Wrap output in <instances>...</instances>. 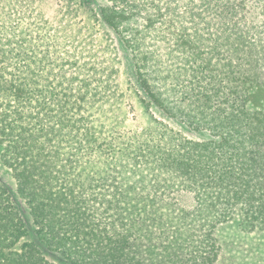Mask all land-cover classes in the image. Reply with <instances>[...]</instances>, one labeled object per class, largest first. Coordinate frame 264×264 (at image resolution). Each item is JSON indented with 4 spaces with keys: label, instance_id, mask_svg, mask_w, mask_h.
<instances>
[{
    "label": "trees",
    "instance_id": "1",
    "mask_svg": "<svg viewBox=\"0 0 264 264\" xmlns=\"http://www.w3.org/2000/svg\"><path fill=\"white\" fill-rule=\"evenodd\" d=\"M25 1L28 25L0 11V168L14 184L0 182V264H237L223 226L264 239V0L92 7L125 52L139 123L96 66L59 97L54 68L75 63L33 39L68 35L46 27L51 0ZM186 10L194 40L172 39Z\"/></svg>",
    "mask_w": 264,
    "mask_h": 264
},
{
    "label": "rangeland",
    "instance_id": "2",
    "mask_svg": "<svg viewBox=\"0 0 264 264\" xmlns=\"http://www.w3.org/2000/svg\"><path fill=\"white\" fill-rule=\"evenodd\" d=\"M19 1L20 0H3L2 3H0V11H17L14 13L20 18L19 21H22L23 25H28L29 23H31L30 16L34 13H31L33 11H29L27 15L25 10H23L22 12L21 8L22 6H24L26 1L21 0L20 3ZM76 1V6L71 13L69 26L66 25V21H68L67 18L66 20L58 19V12L60 11V9H63V6H67L69 2L68 0H59L56 3L51 0V4L49 3V9H46L48 14H50V22L46 27L56 29L64 28L65 32H63V35L64 33L68 35L66 39H61V41H58L54 38L53 35L48 38H38L40 35H36L33 39V41L35 42H41L47 45V42H49V44L51 45L50 55L52 59L58 61L57 63L67 59H69L71 63H75L74 66L65 69H61V67L57 66L54 68L55 72H57L58 74V81H60V85H56L58 83L57 80V82L54 81V85L57 87V92L59 91V97H62L61 93L69 94L68 92L60 90L64 89L63 85L68 84L71 78L78 76V74L80 77L84 76L88 78L91 73H94L93 67L96 66L97 69L98 67L102 69L104 73L108 72V75L111 76V80L119 84L117 91L119 93L122 92L124 95L119 99L118 103L124 104L126 121L128 123H139L141 121L139 117L140 115L138 114L137 110H133L134 104L136 103L133 100L132 89L129 85V81L131 82V77L129 74H127L128 72L126 73L128 66L125 59V52L122 51V49L119 47L118 40L115 38L114 34L109 31L103 24H101L100 21H97L89 11L94 6H102L107 4L108 0H92V2H89L87 0ZM154 2L157 6L162 5L161 0H155ZM10 4H15L16 6ZM151 8L153 10H158L156 7L151 6ZM187 11L188 10H186L184 14L181 13L179 17H176L173 25L174 36L171 37L172 39L176 40L182 35V38H184L185 40H194L192 37H190L193 35L194 25L188 21L187 18L189 15ZM34 23H36L38 26L40 24V21L36 19ZM161 32H163V30ZM171 38L170 40H172ZM201 49L204 51L202 57L208 59L210 58L212 60V63H214V57L210 55L212 51H209L210 46L202 47ZM101 75L103 79H106L105 74ZM54 76H56V74H54ZM54 76L52 77V79H54ZM111 80H109V84H111L112 82L111 87L114 88V83ZM72 84L74 90L78 91L79 93H82V91L84 90L91 92L93 87V84H90L87 88H85L83 87L84 85L78 83L77 81L73 82ZM102 86H100L98 89L100 92L105 91ZM208 90L211 92L210 88H208ZM187 96H189L190 98L188 91ZM105 104H110V102H107ZM156 116L161 120L159 115ZM172 126L174 129L180 131L183 136L190 140L192 139L200 141L205 137L204 133L202 134L203 136H199L198 134L187 131L183 127L181 128L175 125ZM0 182L7 185L10 189L14 187L11 177L5 174V172L1 168ZM180 202H182V204L190 205L192 203V200L189 197H183ZM219 233L222 240L229 241L234 244L232 253L236 254V258L238 260L237 264H259V262L253 260V257L251 255H248V253L250 252L253 255L260 256L262 260H264V239L259 235L253 233L245 234L244 232L235 229L231 225L223 226L219 230Z\"/></svg>",
    "mask_w": 264,
    "mask_h": 264
}]
</instances>
